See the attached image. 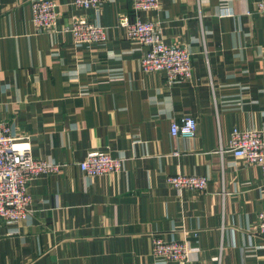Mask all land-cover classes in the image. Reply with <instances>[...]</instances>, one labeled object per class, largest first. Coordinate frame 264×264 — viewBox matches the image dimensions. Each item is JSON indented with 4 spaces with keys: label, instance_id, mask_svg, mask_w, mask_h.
I'll return each instance as SVG.
<instances>
[{
    "label": "crops",
    "instance_id": "crops-1",
    "mask_svg": "<svg viewBox=\"0 0 264 264\" xmlns=\"http://www.w3.org/2000/svg\"><path fill=\"white\" fill-rule=\"evenodd\" d=\"M31 1L0 0V120L62 168L30 185L27 220L0 227V264H155V237L186 242L209 264L220 250L221 264H264L253 230L262 170L220 152L234 127L264 129V0H160L138 14L128 0L98 11L56 0L58 30L47 34L34 30ZM76 16L104 26L107 41L76 44L62 32ZM122 16L188 48L192 77L142 73L145 48L127 39ZM182 116L196 120L193 139L170 134ZM90 150L121 169L85 176ZM179 173L205 176L206 190L178 195L165 179Z\"/></svg>",
    "mask_w": 264,
    "mask_h": 264
},
{
    "label": "built area",
    "instance_id": "built-area-1",
    "mask_svg": "<svg viewBox=\"0 0 264 264\" xmlns=\"http://www.w3.org/2000/svg\"><path fill=\"white\" fill-rule=\"evenodd\" d=\"M111 0H72V5L80 10H95ZM134 13L159 9L160 0H128ZM58 4L56 0H32L31 22L37 33H52L58 30ZM256 12L264 16V1L258 2ZM62 28L76 44H104L107 41V29L82 16ZM118 26L125 31L128 40L137 42L145 48L140 57V70L144 74L162 73L171 84L188 81L192 77V59L188 48L167 45L161 32L153 23L137 17L130 20L122 16ZM264 117V113H263ZM197 123L193 117L182 116L170 125L172 137L193 139ZM27 138L12 137L9 124L0 120V227L17 225L32 212V198L28 192L30 185L38 178L60 172L62 166L32 156ZM221 149V148H220ZM220 152L231 154L251 166H258L264 177V129H241L234 127L230 132L226 149ZM80 171L87 177H99L115 173L121 169V159L114 158L107 151H87L78 164ZM167 186L178 195L184 191L202 193L208 180L203 175L176 174L165 179ZM262 240L264 249V210L257 215L253 227ZM198 249L186 242L164 241L160 237L151 242V257L155 264H209L195 257ZM221 264V250L214 259Z\"/></svg>",
    "mask_w": 264,
    "mask_h": 264
}]
</instances>
